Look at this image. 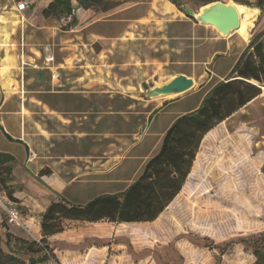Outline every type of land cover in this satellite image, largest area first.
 <instances>
[{
    "label": "rangeland",
    "instance_id": "rangeland-1",
    "mask_svg": "<svg viewBox=\"0 0 264 264\" xmlns=\"http://www.w3.org/2000/svg\"><path fill=\"white\" fill-rule=\"evenodd\" d=\"M0 1L2 9L16 11L15 5L20 0ZM27 1L29 8L25 15L31 22L27 28L30 45L25 51L28 58L20 59L11 87L17 89L19 85L21 91L44 90L50 91L49 95L53 96H73L75 101L80 102L75 111L68 106L60 113L51 111V108L46 111L41 104L30 100H35L33 96L39 94L26 93L28 108L37 112L32 114V124L37 123L48 130L47 137L51 140L71 136L69 132L75 126L82 132L91 133L86 137H91L98 146L94 153L97 158L86 159L81 167H99L108 160L112 161L110 159H119L120 155H116L124 153L126 144L133 143L131 133L144 126V130H139L138 141L126 153L129 157L123 165L128 169L126 172L120 168L109 174L110 179L116 178L113 181L103 182L96 176L76 181L65 190V196L70 202L86 204L100 195L120 191L129 178L139 177L143 170L135 172L140 164L139 158L149 152L166 124L177 111L191 105L200 96L197 94L186 101L171 104L148 123L154 107L164 101L162 97L147 98L145 94L149 89L166 83L181 70L195 72L196 75L204 71V66L197 64L174 63V59L179 57L175 50L184 46V43L181 44L184 40L174 39L173 36L183 31L184 26L172 28L171 20L183 18L187 30L196 29L197 36L209 34L207 26L187 14V10L198 12L209 0H175L182 13L167 9L166 5L171 0H108L107 5L112 8L107 11L103 10V6L86 8L80 0H72L78 18L74 27L66 26L70 18L45 19L42 15L45 6H38L44 4L43 0ZM219 1L238 3L236 0ZM142 13L145 18L137 16ZM254 23L248 40L236 34L227 39L249 44L256 30ZM201 41L195 39L194 44ZM228 61L219 60L216 70L228 66ZM214 82L209 83L204 91ZM178 97L182 95L167 100ZM241 141L243 145L239 154L241 161H247V165L233 170L217 167V161L230 157L234 144ZM58 144L59 154L68 159H71L69 156L87 154L90 150L88 139L65 138L60 139ZM93 160L98 162L94 165ZM263 163L264 100H255L205 137L198 154L197 168L195 166L182 194L165 213L172 232L166 230L163 239L153 238L148 242L145 237L83 236L80 232H69L68 237L84 240L64 239L52 243V246L69 249L67 256L71 257L73 264H247L254 258L243 240L264 231ZM45 171L50 172V169ZM67 171L69 177L83 172L77 170L72 174L71 168ZM13 180L12 177L9 185L14 192H29L21 177L16 179L15 184ZM30 195L27 194L26 198ZM2 196L8 197L0 182ZM17 205L23 216L38 213L44 208L37 201L29 204L32 212L20 201ZM35 224L36 221L22 227L10 223L7 213L0 206L3 248L16 251L28 261L29 255L20 252V245L14 240L10 246L7 244L6 234L39 241L41 230L37 232ZM79 225L71 223L69 226L74 229ZM168 234L170 236L166 239ZM108 242L112 244L109 252L107 248L99 247ZM45 264L56 263L49 260Z\"/></svg>",
    "mask_w": 264,
    "mask_h": 264
},
{
    "label": "trees",
    "instance_id": "trees-1",
    "mask_svg": "<svg viewBox=\"0 0 264 264\" xmlns=\"http://www.w3.org/2000/svg\"><path fill=\"white\" fill-rule=\"evenodd\" d=\"M171 1L179 5L175 0ZM213 1L216 0H209L206 4ZM236 1L251 4L249 1ZM80 2L86 8L103 6L104 11L112 8L107 5L108 0ZM257 5L263 9L264 0H258ZM42 15L45 19L70 18L67 27L78 24L72 0H51L42 9ZM255 29L229 76L212 86L197 109L175 119L167 129L159 151L147 160L139 177L126 190L100 195L86 204L59 197L39 216L42 236L39 241L6 234L7 244L10 246L14 240L20 245L18 250L29 255L28 261L16 251H6L0 234V264H45L49 260L56 264H73L71 257L67 256L69 249L52 246V243L64 239H77L68 237L69 232H80L83 236L145 237L148 242L153 238L163 239L166 230L171 233L165 213L188 184L205 137L263 93L264 29L257 30V26ZM242 145V141L235 143L234 152L227 159L223 157L217 161V167L222 170L244 168L247 161H241L239 154ZM14 161L12 154L0 151V182L8 197L17 203L20 200L9 185ZM262 173L264 175V163ZM71 223L81 225L72 229ZM78 240L82 242L84 239ZM243 243L250 248L254 258L247 264H264V231L243 240ZM111 245L108 242L99 247L107 248L109 252Z\"/></svg>",
    "mask_w": 264,
    "mask_h": 264
},
{
    "label": "crops",
    "instance_id": "crops-1",
    "mask_svg": "<svg viewBox=\"0 0 264 264\" xmlns=\"http://www.w3.org/2000/svg\"><path fill=\"white\" fill-rule=\"evenodd\" d=\"M43 1L44 4H38V6L44 7L51 0ZM240 1H249L251 3L250 5L244 4L242 2L238 3L258 10L254 26H257L258 30L264 29V7L262 9L257 5L258 0ZM166 7L171 12L179 11L182 13L173 2H169ZM15 10L17 12L10 9H2V3L0 1V151L10 153L15 158L12 173V177L14 179L13 183L15 184L18 178L21 177L23 184L29 188V192L22 190H17L15 192V197L20 200V204L28 207L29 212L33 211L31 205L29 204H34V202L37 201L44 205V208L38 213H30L27 216H23L21 214L22 220L25 225L27 224V226L33 224L36 221V230L39 232L41 230L39 216L46 210L51 202L57 199L56 197L64 196L66 198L65 190L70 186V184L94 176H96L97 180L103 182L113 181L116 178L110 179V177H108L109 174L114 173L120 168H122L121 171L126 172L128 169L127 167L123 166L125 161L129 160V157L126 153L128 152L129 148L138 141V138L141 135L139 130H144L145 127H138L136 128L135 133H131L133 135L131 138L133 143L126 144L124 153L116 155H120L119 159H110L112 161L108 160L106 163H102V165L99 167H91V165L81 167L85 164L84 162L86 159L97 158V156H94V153L97 152L98 146L93 143L94 141L91 137H86L90 136V132H82L75 126L74 129L69 132L71 136L54 137L51 140L49 137H47V134H49L48 130L43 129L37 123L32 124V114L37 112L36 110L33 111L28 108V99L26 96L27 92H36L39 94L33 96L36 98L35 100H30L36 102L37 104H41L43 108L46 109V111L51 108V111L60 113L66 106L72 107L73 111H75L74 109H76L77 106L79 108L80 102L75 101L73 96H53L49 95L50 91L44 90L21 91L19 85L17 86V89H15V87H11V81L14 80L13 75L16 73L15 68H19L21 58L24 60L28 58L25 51L30 45L27 28L28 24L31 22L25 15L27 10L21 12L18 11L17 4L15 5ZM142 15L143 13L137 16L144 17ZM202 25L207 26L210 33L197 36L196 29L191 28L187 30L185 20L183 18H174L171 20L172 28L178 27V29H180L181 26H184L183 31L180 30L178 34L173 36L174 39L184 40V42H181V44L184 43V46L179 50H175L179 57L174 59V63L184 65L197 64L204 66V71L199 72V75H196L195 72H189L185 70L177 72L176 75L185 74L192 78L194 80L193 88L182 94L175 95H182V97H178L176 99L167 100L168 98L173 97H162L164 98V101L154 107L151 114L152 117H150V121L148 123H151L155 115L166 110V108L171 104H174L177 101H186L189 98L195 97L197 94H200V96L191 105L181 108L179 111H177L175 117L161 130L159 139L153 144L149 152L145 156L139 158L140 164L135 171L137 173L141 168H144L147 160L153 156L154 153H156L160 145V141L163 139L167 129L171 126L175 119L183 114L194 111L200 106L205 95L212 88V86L229 76L240 55L248 45L246 43L237 42L233 39H227L233 35L232 33L228 36H225L211 25ZM195 39H200L202 41L196 45L194 44ZM37 52L40 53L39 50ZM221 59L229 60L227 63L228 66L217 71V62ZM53 77L56 78L57 75L54 74ZM213 80L215 81L214 84L204 91V88ZM16 81L19 82V80ZM262 89L263 93L249 104L253 103L255 100H264V81L262 83ZM69 92L72 94L76 93V91ZM46 111H44V113ZM68 122L71 121L68 120ZM110 133H112V131H110ZM65 138L88 139L90 143L89 152L80 156H69L71 159L61 156L58 151V143L60 139ZM127 141L129 142V140ZM32 153H34L35 156H32ZM92 162L95 165L98 161L93 160ZM109 162L110 165L108 164ZM103 165H105V167H102ZM46 168H49L50 172H46ZM68 168L72 169V174H74L77 170H83V172L82 174L69 177V173L67 171ZM85 169L88 171H85ZM106 177L108 179H106ZM136 177L137 176H132L129 178L127 180V184L120 191H113L106 194H112L126 190L135 181ZM27 194L30 195V198H26Z\"/></svg>",
    "mask_w": 264,
    "mask_h": 264
},
{
    "label": "water",
    "instance_id": "water-1",
    "mask_svg": "<svg viewBox=\"0 0 264 264\" xmlns=\"http://www.w3.org/2000/svg\"><path fill=\"white\" fill-rule=\"evenodd\" d=\"M187 14L198 23L214 25L225 36L240 27L238 10L230 2L213 1L204 4L198 12L187 10ZM194 86V80L185 74H178L166 83L153 87L145 94L147 98L167 97L187 92Z\"/></svg>",
    "mask_w": 264,
    "mask_h": 264
},
{
    "label": "bare ground",
    "instance_id": "bare-ground-1",
    "mask_svg": "<svg viewBox=\"0 0 264 264\" xmlns=\"http://www.w3.org/2000/svg\"><path fill=\"white\" fill-rule=\"evenodd\" d=\"M230 3L236 7V9L238 10V13L240 15V27L232 34H236L240 38H242L244 40H248L249 35L251 34V25L256 19V14H257L258 10L252 9V8H250L244 4L235 3L233 1H230ZM205 25H208V24H205ZM212 26L216 28V26H214V25H212ZM174 96L175 95H170L167 97H174Z\"/></svg>",
    "mask_w": 264,
    "mask_h": 264
},
{
    "label": "built area",
    "instance_id": "built-area-1",
    "mask_svg": "<svg viewBox=\"0 0 264 264\" xmlns=\"http://www.w3.org/2000/svg\"><path fill=\"white\" fill-rule=\"evenodd\" d=\"M28 8H29V2L27 0H20L17 4V10L20 12L25 11ZM31 155L35 156L34 153H32ZM0 206L7 213L10 223H13L17 226H22V227L25 226L16 202L11 200L7 196H2L0 197Z\"/></svg>",
    "mask_w": 264,
    "mask_h": 264
}]
</instances>
